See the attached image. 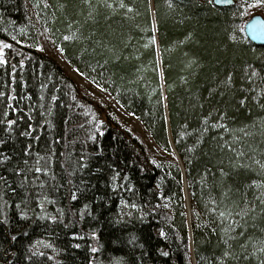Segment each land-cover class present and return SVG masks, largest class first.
<instances>
[{"label": "trees", "instance_id": "16d2710c", "mask_svg": "<svg viewBox=\"0 0 264 264\" xmlns=\"http://www.w3.org/2000/svg\"><path fill=\"white\" fill-rule=\"evenodd\" d=\"M255 2L0 0V40L12 45L4 49L8 64L0 63V153L12 157L0 163L8 184L0 182V264L264 259L240 252L243 237L234 250L245 258H223L221 228L231 221L218 215L242 195L252 201L259 191L248 185L264 178L255 164L264 163V46L243 30ZM42 29L74 69L115 95L163 151L175 149L180 159H153L139 135L38 48ZM9 119L17 122L14 130ZM20 168L25 172L14 171ZM116 172L121 188L113 190ZM122 200L137 205L135 217H120ZM256 223L247 235L264 240V223L259 217Z\"/></svg>", "mask_w": 264, "mask_h": 264}, {"label": "snow or ice", "instance_id": "6c2138e0", "mask_svg": "<svg viewBox=\"0 0 264 264\" xmlns=\"http://www.w3.org/2000/svg\"><path fill=\"white\" fill-rule=\"evenodd\" d=\"M221 3H227L228 0H220ZM257 4L259 5H264V0H256ZM111 6V5H109ZM121 7H125V5L123 3H121ZM65 39H69V37H65ZM0 45H3V47H0V63L2 64H8V60L5 58V54H4V49L5 48H12L11 44L5 43L4 41L0 40ZM78 71V70H77ZM252 75H256L255 72L252 73ZM229 81L231 80V77L228 78ZM249 79H251V76H249ZM4 93L0 92V96H3ZM261 95H264V93H261ZM55 99V98H54ZM241 103H244V101L242 100ZM261 108H264V104H260ZM21 119H23V117H21ZM207 122V119H206ZM5 123L8 125L10 130H14L11 128L12 125H15L17 122L15 120H7L5 121ZM103 121L101 120L99 122L100 125H103ZM264 126V125H262ZM214 127H221L224 128L226 127L225 125H220V124H216L214 125ZM207 130V129H205ZM241 131H243V129H241ZM28 136H31L32 133L31 132H27L25 133ZM246 136L249 135V133L245 132L244 133ZM94 138V137H93ZM239 139V138H237ZM5 144V141L3 139H0V145ZM229 148H231L232 146L229 144L228 145ZM237 156L242 155V153L237 152L236 153ZM12 159L11 156L7 155V154H3L0 153V163L6 162V161H10ZM83 159V158H82ZM155 163V161H154ZM25 164H27V161H25ZM255 164L259 165V168L261 170H264V163H261L259 160L255 161ZM87 165L85 164L84 167H86ZM18 170L19 172H25L24 168H20V169H14V171ZM36 172H40L42 171L41 168L37 167L35 169ZM99 171V169L97 170ZM221 171H223L221 169ZM119 172H116L115 175H113L112 180L114 181V183L112 184V188L113 190L119 189L121 188V184L120 183H116L115 181H117V178L119 177ZM25 179H27V177H24ZM124 179H128L127 177H124ZM0 182H4L5 187H8L7 184V179L4 176H0ZM255 188L259 191V195H255L253 197L252 201H249L247 199L244 198V196L242 195L240 198V202L239 203H235L233 202L232 208H225V210L223 211H219L218 215L221 218L227 217L231 223L227 224L226 226H223L221 228V231L224 233V239H223V244L226 246L225 250L223 251V258H231L234 260H238L241 258H245L246 256H250L256 253L259 254H264V240H255L253 239L252 236L247 235V229L249 227H251L252 229H256L257 227V218H260L261 223H264V178L261 179H253L251 181V183L248 185V188ZM129 191H131V188L128 189ZM12 191H15V189H12ZM225 195H227V192L225 193ZM73 200L77 199V196L75 193L72 194L71 197ZM45 199H47L45 197ZM170 199V197L168 198ZM122 204H128V201L126 200H122L121 201ZM216 201H213V204H215ZM40 207L43 208L44 204L41 203ZM132 208H136L137 205L136 204H132L131 205ZM85 208H88V205H85ZM212 212L216 213L218 210L217 208L213 207L211 209ZM27 212L26 211H22L20 213L21 216H27ZM128 215H131V212L127 213ZM45 215H47V213H45ZM51 220L55 221L57 219L56 216H50L49 217ZM3 219L5 221H7L8 217L5 215L3 217ZM221 225H224V220L221 219ZM237 229H240L239 231H237ZM212 232H216L217 229L216 228H212L211 229ZM262 232H264V229H261ZM93 236L96 235L95 232L92 233ZM161 236H165V238H167L166 233L161 230L160 232ZM243 237L245 240V243H241L239 244V248H240V252L242 254H245V257L242 256H238L235 254V250H234V244L237 243L238 238ZM13 240L16 239L15 236L12 237ZM231 241V243H230ZM251 242V244L253 245L252 247V251L249 252L248 250V242ZM40 241H37L36 244H40ZM48 248H52L53 245L49 242L46 245ZM77 248L81 247L80 244H76L75 245ZM33 248H35L36 246L33 245ZM93 252H96L97 249L96 248H92ZM37 252L40 256H43L44 253L43 252H39V250L37 249ZM36 254V253H33ZM164 256H168L169 253L168 252H163ZM28 259H32L31 256L28 257ZM256 259L259 261V264H264V259H261L259 255L256 256Z\"/></svg>", "mask_w": 264, "mask_h": 264}, {"label": "rangeland", "instance_id": "374dc122", "mask_svg": "<svg viewBox=\"0 0 264 264\" xmlns=\"http://www.w3.org/2000/svg\"><path fill=\"white\" fill-rule=\"evenodd\" d=\"M255 14H261L264 17V11L262 10L261 5L257 4V2H255L252 9L250 10L249 16L247 17L246 21ZM21 32H23V35L25 36L24 38L28 40V36H30L29 31L26 29H23ZM31 33H34V32L31 31ZM36 41L39 43V47L41 48L42 51H44L51 57L55 58L56 60H58L67 69L68 73L79 84L84 86L88 92L92 93L95 97H97L100 100L102 105L109 112H113L114 114H116L122 127H124L125 129L133 133H136L137 135L140 136V138L144 140L147 146V150L153 159H160V158H163V156L164 157L172 156V157H176L178 160L180 159V156L175 149L169 153L163 151L155 143L152 136L150 135V132L147 130L144 124L135 115H133L132 113H129L121 104H119L114 95H112L110 92L106 90H103L100 86L96 85L93 81L86 78L81 73H79L76 69L68 65L67 61L65 60L63 56V52L61 51L59 47L56 46V44L52 40V37L50 36V33L46 29H42L38 31ZM186 186H187V183L185 184V187ZM187 188L188 186L186 187V190ZM129 212H131V215L127 214ZM138 212L139 211L137 210V208H132L131 205H128V204H123V207L120 210V217L122 219H128L131 217H135V213H138Z\"/></svg>", "mask_w": 264, "mask_h": 264}, {"label": "water", "instance_id": "95a60500", "mask_svg": "<svg viewBox=\"0 0 264 264\" xmlns=\"http://www.w3.org/2000/svg\"><path fill=\"white\" fill-rule=\"evenodd\" d=\"M214 5L217 7H228L235 4V0H228L227 3H221L220 0H212ZM244 33L246 37L258 46H264V17L261 14H255L249 18L244 26ZM187 187V186H186ZM186 199H187V210L189 217L191 216V204H190V195L188 188L186 190ZM12 253L11 255H13Z\"/></svg>", "mask_w": 264, "mask_h": 264}, {"label": "bare ground", "instance_id": "6f19581e", "mask_svg": "<svg viewBox=\"0 0 264 264\" xmlns=\"http://www.w3.org/2000/svg\"><path fill=\"white\" fill-rule=\"evenodd\" d=\"M32 6H35V5H33L32 4ZM34 8V7H33ZM48 31V30H47ZM53 40V39H52ZM55 43V42H54ZM57 46V45H56ZM58 47V46H57ZM38 48L41 50V48L39 47V43H38ZM64 56V55H63ZM64 58H65V56H64ZM55 59V58H54ZM65 60L67 61V63H68V65H70L71 66V63L65 58ZM57 62L63 67V68H65L58 60H57ZM160 65H161V60H160ZM72 67V66H71ZM66 69V68H65ZM67 70V69H66ZM68 72V71H67ZM103 89V88H102ZM103 90H105V89H103ZM107 91V90H106ZM109 92V91H108ZM90 93V92H89ZM111 93V92H110ZM91 94V96H93L94 98H97V97H95L92 93H90ZM112 94V93H111ZM113 95V94H112ZM115 96V95H114ZM116 98V97H115ZM98 99V98H97ZM117 100V99H116ZM100 101V100H99ZM118 102V101H117ZM101 103V102H100ZM123 106V105H122ZM124 107V106H123ZM125 108V107H124ZM129 113H131L127 108H125ZM110 113H113V112H110ZM135 134V133H134ZM151 135V134H150ZM142 139V138H141ZM143 140V139H142ZM144 141V140H143ZM187 202V201H186Z\"/></svg>", "mask_w": 264, "mask_h": 264}]
</instances>
